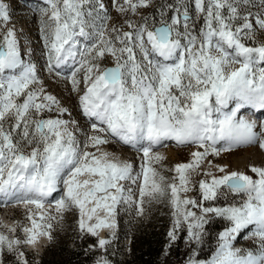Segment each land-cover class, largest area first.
<instances>
[{
    "label": "snow or ice",
    "instance_id": "obj_1",
    "mask_svg": "<svg viewBox=\"0 0 264 264\" xmlns=\"http://www.w3.org/2000/svg\"><path fill=\"white\" fill-rule=\"evenodd\" d=\"M89 2L47 0L54 28L50 35L41 29L48 49L49 72L70 59L79 63L76 71L85 69V91L79 103L84 116L95 122L91 125L93 134L87 137L83 148L69 130L70 121L60 118L67 109L60 107L57 99L42 87H34L41 84L36 66L22 59L14 30L9 28L0 34V197L6 202L12 198L17 203L35 205L39 210L47 198L62 191L63 195L55 201L57 212L74 205L83 217L85 206L94 204L88 220H92L97 209L113 217L116 206L122 200H130L121 181H141L139 204L145 195L163 193L157 182L159 174L151 166L163 159L153 154L155 146L165 140H174L178 145L193 144L203 151H194L190 162L177 164L174 181L178 179L179 185H168L176 216L169 237L175 240V230L187 224L189 240L199 242L208 222L205 217L212 213L228 220L231 227L220 233L222 243L208 264H264V168L252 167L258 177L253 179L243 172H226L224 167H218L220 173L226 174L203 173L206 179L199 181L200 201L179 195L189 191L192 174L210 152L218 155L221 150L257 141L264 149V123L258 133L255 121L238 118L246 105L264 109V68L255 70L256 65L264 63V45L250 47L241 42V33L251 31L253 23L244 17L242 26L233 28L232 22L239 16L234 0H176L175 5L167 6L173 12L170 17L160 10L159 26H149L147 21L137 26L128 21L131 31L121 32L107 28L105 15L95 25V32L89 33L85 16L91 13L84 9ZM97 3L104 9L103 3ZM113 3L117 11L135 14L137 8L148 7L151 0ZM193 3L195 13L204 18L199 35L193 34L190 23L189 8ZM225 8L227 16L223 13ZM8 20L7 8L0 3V21ZM256 23L264 29V19L257 17ZM109 32L115 35L106 36ZM77 37L91 43L81 50ZM106 54L113 58L115 66L101 69L95 61ZM75 75L73 72L74 91L79 84ZM21 96L23 102H18ZM230 102H234V107L229 108ZM53 108L58 112L56 118L42 117L43 112ZM112 138L142 153L140 173L133 176L130 163L100 152V146ZM218 141H226L227 147L217 149ZM89 147L96 152L87 151ZM223 189L244 193L247 200L240 206H203V201L216 200ZM188 206L199 208L200 214ZM29 219L32 227L24 229L23 243L35 244L39 236L50 238L45 229H50L51 224L38 223L31 215ZM46 219L51 217L39 216L40 221ZM251 224L257 227L260 251L240 255L238 249L233 250L231 241ZM80 227L85 228L83 219ZM99 227H114V223L99 220L87 231L95 234ZM5 243L12 250L22 241L0 234V249ZM106 243L99 241L101 247ZM18 255L23 257L24 253ZM189 264L198 262L190 259Z\"/></svg>",
    "mask_w": 264,
    "mask_h": 264
},
{
    "label": "rangeland",
    "instance_id": "obj_2",
    "mask_svg": "<svg viewBox=\"0 0 264 264\" xmlns=\"http://www.w3.org/2000/svg\"><path fill=\"white\" fill-rule=\"evenodd\" d=\"M103 3L104 9H100L97 0H90L89 4L84 6L85 12H90L91 15H86L85 19L89 22V27L86 31L89 33L95 32V25L101 23V18L105 15L108 17L106 20L107 28H116L123 31H131L128 27V21H131L134 25H143L145 21L149 26L156 24L159 26L160 10L163 9L166 17H170L173 12L167 6L175 5L176 0H151L148 7L137 8L135 14L131 11L120 12L117 11L113 0H99ZM238 5L239 16L232 22L233 28L240 27L244 23V17H248L249 21L253 23V29L247 33H241V42L247 46L256 47L264 45V29H261L256 23L257 17L264 19V0H234ZM7 10H9L10 19L5 23L0 21V34L6 33L9 28L15 32V38L18 43L23 37L30 40L29 47L33 51L32 43L35 44V57L39 60L42 71L39 74L41 84L36 88L42 87L47 94L54 96L59 102L60 107L67 109V112L61 116V119H65L67 114L72 118L73 122L69 125V130L73 132L76 140L81 148H83L87 137L92 135V123L84 116L80 107L79 99L85 91V69L76 71L80 68L78 62L73 60L68 61V66L61 69L60 67L54 68L51 72L48 70V49L44 46V38L42 36L41 29L44 28L45 32L49 35L53 31L54 22L49 18L51 16V9L48 4H42L38 1L29 0H6ZM118 3L123 4V0H118ZM190 16L192 20L193 34L199 35L200 29L204 28L203 14L199 16L195 13L194 3L189 8ZM225 16L228 15L227 9L223 10ZM11 21V22H10ZM32 35V36H31ZM108 35H115V33H106ZM2 39V35H0ZM80 41L81 50L87 41L84 37H77ZM77 61L80 57L77 56ZM101 67H114V60L110 55H105L102 59L95 61ZM260 68H264V64H258L255 66V70L258 72ZM67 71V72H65ZM76 72L75 78L79 81L77 90H73L72 74ZM35 87V86H34ZM24 97L18 98V102H23ZM232 103V104H231ZM229 108L232 107L234 102H231ZM252 112L255 108H250ZM257 110V108H256ZM259 113L264 115V109H259ZM58 115L57 109L53 108L51 112L45 111L42 113V117L45 119L56 118ZM263 117V116H262ZM107 145L116 153L123 155V157L129 159V163L133 166V176L141 171V163L143 162L142 153L137 151L136 148L127 147L125 144L117 140L116 138L110 139ZM173 149L178 152V158L176 160L162 159L160 161H154L152 167L156 169L159 174L157 182L161 185L163 193H157L153 196L145 195L143 203L139 204V185L140 181L133 183L131 180H127L125 188V196H130V200H122L116 206L115 214L118 218L119 229L116 234H113L116 227H109L105 230V237L103 240L107 243L99 250V263L98 264H117L118 262L134 259V252L138 255V252L143 248L149 247L151 253L144 264H189L190 259L196 262H203L206 264L210 260H206V256L210 249L217 247L213 256L222 243L220 240V233L226 228L231 227L228 220L222 217L226 224V228L222 230L217 237L212 235L208 231V222L214 217V214L209 213L206 215L208 221L202 230L201 238L199 242L189 240L187 224H182L175 230L176 239L172 240L169 237V232L174 229V208L171 203V192L168 185L175 182L179 185V180L174 178L177 176L174 171L175 166L180 163H188L193 157L192 153L195 151H203L196 145H172ZM234 149V148H232ZM219 151V154H210L204 159L197 172L192 174V183L189 186L188 192H180V197L188 199L201 200V193L199 189V181L206 179L203 175L204 172H211L213 175L220 176L226 173H220L218 167H224L226 172H243L246 175L252 176L253 179H257L255 173L251 171L252 167H261L262 161L258 158H252L246 161H238V157L233 155V150ZM90 152H96V149L91 147L86 149ZM236 151V149H234ZM225 152V153H224ZM99 153L97 152V155ZM154 154V151H153ZM244 169V170H243ZM163 177V180L160 179ZM210 179V177H207ZM62 187V186H61ZM221 195L216 200L203 201L204 207H226L230 205L240 206L247 200V195L244 193H231L227 189L222 190ZM63 192H58L54 201L60 198ZM51 205V206H50ZM49 206H43L41 209H36L35 205H22L15 203L12 206L4 202H0V234L7 236L9 239H19L21 244L14 246L12 250L8 249L7 244L0 249V264L2 258V264L4 259V253L10 255L12 259H18L19 261H25L26 252L34 256L39 260L41 254L45 251L47 246L52 242L55 249L58 252L64 247H73L76 240L89 241V236L82 238L79 236L77 227H80V221L82 219L80 209L74 205L67 206L63 210L57 212L55 208V202H52ZM93 205L92 207H94ZM119 206V207H118ZM118 207V209H117ZM192 211L200 214L199 208H192L188 206ZM142 208L143 211H139ZM98 211V212H97ZM96 216H92L90 225L85 224L84 231H87L89 226L95 225L99 222V218L102 215L97 209ZM36 219L38 223L43 225L51 224L50 229H45L50 233V242L44 247V251H38L31 247V244H25L23 241L26 238L25 228H31L32 223L29 216ZM51 217L45 221H40L39 216ZM100 216V217H99ZM99 217V218H98ZM92 223V224H91ZM11 229V230H10ZM101 231L103 227L95 229V234L88 232L92 237H96L98 242L102 240ZM257 227L255 224H251L241 229L239 241L237 247L241 255H246L251 251L253 254H258L261 248V241L258 236L255 235ZM42 237V236H39ZM38 237V239H39ZM239 238V237H238ZM237 238V240H238ZM37 239V240H38ZM100 245V244H99ZM240 247L242 250H240ZM23 252V257H20L18 253ZM212 256V258H213ZM211 258V259H212ZM11 260V259H10ZM140 264V263H138Z\"/></svg>",
    "mask_w": 264,
    "mask_h": 264
},
{
    "label": "bare ground",
    "instance_id": "obj_3",
    "mask_svg": "<svg viewBox=\"0 0 264 264\" xmlns=\"http://www.w3.org/2000/svg\"><path fill=\"white\" fill-rule=\"evenodd\" d=\"M39 1L43 2L44 4H48L47 3V0H39ZM0 3H3L7 7L6 0H0ZM9 19H10V14H9ZM17 45H18V42H17ZM70 60H68V61H70ZM68 61L65 62V63H63V64H61L59 67L61 69L65 70L64 68H66V65L68 64ZM65 72H67V71H65ZM232 106L234 107V103H233ZM252 107L253 106H251V105L244 106L241 109V112L238 113V118H241L242 117V118H244L246 120H249V121H255L256 122V125H257V127H256L255 130L259 133L260 132V125L262 123H264V115H261L262 113H259L260 110H258V108L256 110V107H254L255 108V111L254 112L250 111L251 110L250 108H252ZM69 115L70 114H67V116L65 117V119L68 120V121H70V124H72L71 122H73V120H72L71 117H69ZM87 119H89V121L91 123H94L95 122V119L94 118H91L90 119V118L87 117ZM172 145H178V144L174 140H165V141L162 142L161 145L155 146L153 148L154 154H158V155L162 156L163 159L176 160L178 158V155L179 154H178L177 151H175L172 148L173 147ZM126 146L127 147H131V148H134L132 145H126ZM179 146H181V145H179ZM225 147H227V142L226 141H218L217 144H216V148L217 149H223ZM232 148L236 149V151L234 149H232ZM232 148L231 149L233 150V155H235V156L238 157V161H246V160H249V159H252V158L253 159L254 158H258V159H260L262 161L261 168H264V149H261L259 147L258 141L257 142H253V143H246V144L236 145V146H233ZM221 151H223V150H221ZM100 152H108V153L112 154L113 157L118 158L122 162H127V163L130 162L129 159L123 157V155H121V154L116 153L115 151H113L107 144L100 146ZM123 182L124 181H121V184L122 185H123ZM140 183H141V181H140ZM57 193H54L52 197L47 198V200L44 202V206L45 207L46 206H49L50 204H52V202H55L54 201V198L56 197V194ZM0 202H4L6 204H9V206H12L15 203H17L12 198H8L7 199V202H6L4 197H0ZM20 204L26 205V204H23V203H20ZM93 205L94 204H87L85 206V213L86 214L82 217V219L84 220L85 224H87V225H90V220L87 219V214H89V209H91ZM99 213L102 215L101 218H99L100 216L98 217L99 219H101V220L108 219L109 222L114 223V227H116V214H114L113 217H107L106 216V212L104 210H102V209H99ZM92 216H96V218H97L98 214L97 213H94V214H92ZM108 228L109 227H103V231H101L102 240L105 237V235H104L105 233L104 232ZM239 234H240V232L237 233L236 236H235V239L231 241L233 250H237L238 249L237 242L239 241L240 236H241V235L239 236ZM237 238H238V240H237ZM49 242H50L49 236H42V237H39V239L37 240V242L35 244H31V247L34 248V249H36V250H38V251H41L42 252V251H44V247L46 245H48ZM240 250H241V248H240Z\"/></svg>",
    "mask_w": 264,
    "mask_h": 264
},
{
    "label": "trees",
    "instance_id": "obj_4",
    "mask_svg": "<svg viewBox=\"0 0 264 264\" xmlns=\"http://www.w3.org/2000/svg\"><path fill=\"white\" fill-rule=\"evenodd\" d=\"M226 227L227 226L224 220H222V217H217L215 215L207 225L208 231L211 232L215 237H217L218 234ZM76 229L79 233V236H83L82 238H86L85 236H89L90 242L76 240L73 247H64L60 252L55 249V246H53L54 243L51 242L47 246L45 251L41 254L39 260L26 252L25 261L27 262V264H98L100 256V245L97 238L89 235L88 231L79 230L78 227ZM216 249L217 247L210 249L209 253L204 256V258L207 261L211 260ZM150 253L151 249L149 247L145 249L143 248L138 252V255H136V252H134V259L130 258L129 260H125L124 262L120 261L117 264H144V262L147 261ZM10 257L11 256L7 255V253H4L3 262L5 264H22V262L18 259H12ZM206 264H208V262Z\"/></svg>",
    "mask_w": 264,
    "mask_h": 264
}]
</instances>
